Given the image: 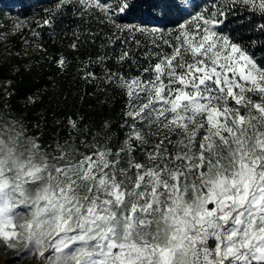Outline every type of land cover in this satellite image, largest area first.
Returning a JSON list of instances; mask_svg holds the SVG:
<instances>
[{"label": "snow or ice", "instance_id": "obj_1", "mask_svg": "<svg viewBox=\"0 0 264 264\" xmlns=\"http://www.w3.org/2000/svg\"><path fill=\"white\" fill-rule=\"evenodd\" d=\"M69 6L84 23L98 10L112 30L101 44L111 51L79 71L123 90L129 131L114 151L111 135L89 139L70 116L56 155L23 119L0 113V244L46 264H264V62L255 52L264 40L227 28L243 13L241 25L264 20V0H153L152 20L171 28L122 22L135 0H57L38 25L54 29ZM252 31L264 35V23ZM137 33L153 46L140 57ZM71 35L77 49L95 33L78 25ZM108 61H130L139 75ZM57 66L66 69L63 56Z\"/></svg>", "mask_w": 264, "mask_h": 264}, {"label": "trees", "instance_id": "obj_2", "mask_svg": "<svg viewBox=\"0 0 264 264\" xmlns=\"http://www.w3.org/2000/svg\"><path fill=\"white\" fill-rule=\"evenodd\" d=\"M106 2L114 7L119 0ZM56 3L57 0H0V113L8 119H23L30 134L39 136L40 142L46 147L51 145L47 151L56 155L59 153L55 151V141L59 140L63 144L65 139H69L65 125L70 116L80 120L81 127L87 126L89 139L99 133L98 138L103 143V137L111 135L109 146L115 151L129 131L127 127L120 126L125 120L127 97L122 89L102 79L86 83L81 79L83 73L79 71L84 67L82 62L89 57L94 59L103 51H111L102 50L101 44L106 43V37L112 30L101 22L105 17L98 10L93 9L95 15L87 17V23H84L82 18L72 14L71 6L58 18L54 29L39 26L38 22L47 15L45 9L53 8ZM151 3L153 0H135L134 8L121 17L122 22L140 23L149 16ZM16 12H20L24 20L18 30L13 25ZM247 15L243 13L231 17L227 28L234 34L239 33L244 40H264V35L254 31L249 33L251 25L264 23L259 15L252 17L251 24L248 21L243 25L238 23ZM171 23L162 24L166 26ZM78 25L89 29L95 36L81 43L77 49H72L69 47L74 39L71 33ZM33 32L39 33V36L34 37ZM136 35L144 45L137 50V56L140 57L153 46L149 37L139 33ZM84 39L82 36L81 40ZM255 52L264 62V49L257 48ZM61 56L67 63L64 70L57 66ZM141 63L146 61L141 60ZM107 67L115 72L119 66L114 61H108ZM92 70L97 77L104 76L99 66H94ZM119 71L139 75L130 61L119 67ZM106 121L110 124L109 130L103 128ZM171 138L176 140L177 136L172 134ZM154 142V137H148L145 147L150 149ZM80 151H84L82 146ZM72 155L79 159L78 153ZM135 156L139 160L145 159L139 149ZM123 166L127 167V164Z\"/></svg>", "mask_w": 264, "mask_h": 264}, {"label": "rangeland", "instance_id": "obj_3", "mask_svg": "<svg viewBox=\"0 0 264 264\" xmlns=\"http://www.w3.org/2000/svg\"><path fill=\"white\" fill-rule=\"evenodd\" d=\"M197 3H199L201 6H203L204 4L209 3V0H206V1L197 0ZM17 17L23 19V17H22L20 12H16V17L15 18H17ZM142 21L149 22L150 25H158V26H160L162 28L163 27H168V28L173 27V23L165 26L162 23H166V22L152 20L150 15L147 16ZM13 25H14V23H13ZM18 252L21 254L19 260H17ZM50 254H51V250H48L45 253V255H50ZM0 264H46V262H44L42 260V258H40L38 255H24L22 246H21V248L18 251H13L11 249H5L2 246V244H0Z\"/></svg>", "mask_w": 264, "mask_h": 264}]
</instances>
